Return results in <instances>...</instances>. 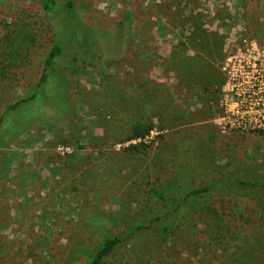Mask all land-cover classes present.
<instances>
[{"label": "rangeland", "instance_id": "1", "mask_svg": "<svg viewBox=\"0 0 264 264\" xmlns=\"http://www.w3.org/2000/svg\"><path fill=\"white\" fill-rule=\"evenodd\" d=\"M44 1L0 0V264H84L79 244L137 227L104 264L242 260V236L264 234V187L230 184L264 178V118L232 113L238 82L245 104L264 82V0ZM54 41L63 50L38 97L8 109ZM181 43L202 49L206 85L178 84L169 53ZM130 63L167 85L169 109L133 100ZM212 180L226 186L185 197Z\"/></svg>", "mask_w": 264, "mask_h": 264}, {"label": "trees", "instance_id": "2", "mask_svg": "<svg viewBox=\"0 0 264 264\" xmlns=\"http://www.w3.org/2000/svg\"><path fill=\"white\" fill-rule=\"evenodd\" d=\"M51 3H54L53 0H47L43 2L44 9H48L51 5ZM68 9L70 8V5H72V2L70 0L67 1ZM191 17L194 19L193 28L194 31L197 32L202 38L203 34L206 33V29L202 26V23L200 21V18L196 16V14H193L192 11H190ZM101 29L105 30V28L102 27H95V29ZM111 32V31H110ZM114 32V30H113ZM215 32V31H212ZM112 33V32H111ZM124 33L122 34L120 44L118 47V50L116 52H119L122 46V43H124ZM63 42L60 41H54L51 46L49 47L45 58L43 67L40 73V76L38 80L36 81L34 87L28 91L25 95L18 98L15 102L8 105V109H13L19 106L22 103H27L30 101L35 100L38 97L39 91L42 88V86L48 81L50 77V70L52 65L54 64L55 58L62 52L63 50ZM182 45V46H181ZM177 49H172L169 53V58L174 64L175 74L176 78L178 79V84H186L188 81H190V74H194L196 76V80L198 83H201L202 85H206V80L204 78V60L200 57L201 48L196 47L195 53L190 56L185 53V44L181 43ZM203 46V45H202ZM116 52L109 53L111 55L116 54ZM134 59V58H133ZM203 62V63H202ZM133 67L132 73H124V78H130V79H136L138 87L140 89L136 90L135 93H132L133 100L135 101H141L148 99L152 103V107L156 111H163L166 109H169L171 107V96L170 92L168 90L167 85L159 80L149 79L145 77V74L142 70V64L136 63V65H132ZM138 68V69H137ZM210 78H212L211 73H206ZM138 104V103H136ZM4 114L0 115V124L3 121ZM148 129H146L147 131ZM139 132L134 133V136H137ZM133 146V145H131ZM187 165V164H186ZM185 165V167H186ZM187 168V167H186ZM213 181V180H212ZM204 183L202 185H199L198 187H193L188 189V191L185 193V197L189 196H201L204 193L209 192L210 190L214 188H220L225 185V182L223 180L220 181H213V182ZM238 185V186H246V187H264V178H260L259 180H245L242 178H236L234 182H232L230 185ZM229 189H230V186ZM226 186V185H225ZM150 193L156 195L159 199H161L163 202H166V197L155 190V188H150ZM246 195L254 196L255 194L253 192H250ZM177 206H175L176 208ZM264 212V205L262 206V211ZM142 227H137L134 230L129 231L125 234H105L102 235L101 238L94 244L90 245L87 248H84L83 245L79 244L74 251L71 253V257L76 256L77 253L81 252V255L84 256L85 262L84 264H104L108 256H110L115 248L124 243L127 239L131 238L137 230H139ZM262 228H259V232L255 230V232L245 233L242 236V240L239 242L238 252L245 253V257L240 260L236 258V256H232L231 258L227 259L226 261H223L221 263L217 264H255L256 259L258 260L259 255L264 256V234L262 233ZM262 233V234H260ZM248 254V255H247ZM258 254V255H256ZM254 262V263H253ZM64 264V263H63Z\"/></svg>", "mask_w": 264, "mask_h": 264}, {"label": "flooded vegetation", "instance_id": "3", "mask_svg": "<svg viewBox=\"0 0 264 264\" xmlns=\"http://www.w3.org/2000/svg\"><path fill=\"white\" fill-rule=\"evenodd\" d=\"M242 84V82H238L236 84V91H235V95L237 96L236 99V106L238 108L242 109V113L240 115H234V117L236 118H264V113H258V112H254L252 111V109L258 110V109H263V107H261V105H264V86L261 89V85L264 84L263 81H259L257 85V87H254L253 90H248L249 92H251V94L254 95V97L250 96V93L247 92V100L246 102H248L247 104H245L243 102L244 99V93H242V91L240 90V85ZM256 95V96H255ZM258 97H262V102L260 103V105H257L256 99Z\"/></svg>", "mask_w": 264, "mask_h": 264}, {"label": "built area", "instance_id": "4", "mask_svg": "<svg viewBox=\"0 0 264 264\" xmlns=\"http://www.w3.org/2000/svg\"><path fill=\"white\" fill-rule=\"evenodd\" d=\"M246 103H248V102H246ZM257 105H259L258 103H257ZM242 113V109L241 108H237L236 109V112H234V113H232L233 114V116L235 115H240ZM233 118H236V117H233Z\"/></svg>", "mask_w": 264, "mask_h": 264}]
</instances>
